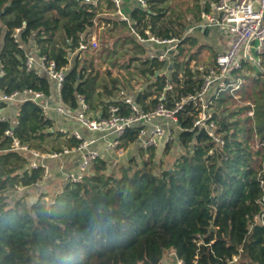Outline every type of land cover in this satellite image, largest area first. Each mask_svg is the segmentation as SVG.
Masks as SVG:
<instances>
[{"label": "trees", "instance_id": "16d2710c", "mask_svg": "<svg viewBox=\"0 0 264 264\" xmlns=\"http://www.w3.org/2000/svg\"><path fill=\"white\" fill-rule=\"evenodd\" d=\"M146 2V10L136 1L131 11L141 32L148 27L144 17L154 18L153 12L160 11L158 0ZM89 8L82 0H0V90L30 89L46 97L54 92L47 76L38 77L23 66L25 50L35 47L66 67L62 104L73 109L78 93L90 105L98 94L113 95L118 80L111 78L108 86L92 73L104 60L102 51L113 53L116 45L129 40L141 43L127 27L116 28V18L104 17L109 25L100 47L78 50L94 30ZM150 25L156 35H176ZM17 27H22L23 48L11 37ZM126 28L129 35L118 44ZM190 37L183 42L194 45ZM146 49L138 53V68L154 77L167 62L147 61ZM182 52L181 47L180 53H170L173 67L184 61L182 75L174 68L166 75L175 91L193 92L201 80L187 67ZM256 73L241 76L239 87L233 93L222 91L213 106L222 143H213L205 129L193 128V116L187 114L180 117L182 129L174 143L151 148L148 160H138L134 126L121 138L124 148L130 146L126 164L108 168L102 156L82 182L63 184L52 196L37 191L59 177L61 164L68 167V156L45 160L49 174L43 178L41 166L26 167L34 159L31 154L10 149L12 138L4 130L11 129L20 143L41 152L71 147L75 140L49 132L54 121L43 119L41 106L21 101L17 124L0 121V264H226L233 255L238 259L232 264H264V68ZM155 85L150 93L132 88L129 93L146 108L144 99L163 85L159 76ZM249 110L252 115L246 114ZM177 148L180 152L171 162L159 159V154ZM156 152L158 158L151 156Z\"/></svg>", "mask_w": 264, "mask_h": 264}, {"label": "built area", "instance_id": "2783aa9c", "mask_svg": "<svg viewBox=\"0 0 264 264\" xmlns=\"http://www.w3.org/2000/svg\"><path fill=\"white\" fill-rule=\"evenodd\" d=\"M82 1L94 11V30L86 42L79 43L78 50H85L88 45L96 48L100 40V30L109 25V22L104 21V17H116L118 21L127 23L129 31L139 43H150L158 47L147 54L148 60L166 63L168 54L179 53L180 38L158 36L145 28L141 32L123 14L121 0H110L111 12L102 9L104 4L107 6L104 0ZM136 1L143 10H146V0ZM215 8V15L203 13L201 19L204 23L201 21L205 26L222 28L228 38V48L216 53L212 65L197 66L201 82L193 92L175 91L172 79L156 70L158 72L156 76L162 78L163 85L158 92L144 99L146 108L140 106L129 91L118 89L116 98L95 107L90 105L85 95L78 93L75 107L71 109L60 100L66 67L58 66L55 60L48 58L46 54L38 53L35 47L25 50L22 60L25 70L33 71L38 77L47 76L53 82L58 99L53 105H49L48 97L42 91L23 89L6 93L0 90V121L17 124L18 113L9 120L3 115L5 106L15 101L29 99L41 106L43 119L54 121L49 132L62 138L73 139L75 144L71 147L65 145L60 150L41 152L20 143L8 128L4 130V134L12 138L10 149L31 154L34 159L26 167L36 169L41 166L43 178H47L49 174L45 160H62V157L68 156V167L60 165L62 182L76 184L82 182L89 174L92 164L102 156L108 161L106 164L108 168L123 163L128 148L121 145V138L134 126L137 127L135 142L138 152H142V160L150 158L149 149H157L161 144L175 142L177 130L182 129L180 117L187 114L193 116V128L205 129L213 143H222L219 126L213 118V106L217 104L222 91L233 92L239 87L242 78L238 74L235 77L234 71L242 69L245 63L257 67L258 70L263 69L264 0H217ZM21 28L17 27L11 32V37L19 48H23L19 42ZM3 74V65L0 64V76ZM121 103L126 105L125 110ZM51 113L60 115L61 124L56 123ZM237 259L238 256L233 255L226 264L236 263ZM178 264H182V261L178 260Z\"/></svg>", "mask_w": 264, "mask_h": 264}, {"label": "crops", "instance_id": "0c3cea01", "mask_svg": "<svg viewBox=\"0 0 264 264\" xmlns=\"http://www.w3.org/2000/svg\"><path fill=\"white\" fill-rule=\"evenodd\" d=\"M189 1H191V3L193 2V6H195V13L193 14V17L189 16L186 18V15L183 16V13H181V12L184 10L177 8L173 4L172 0H169V1L168 0H162V1L158 0L156 8H158L160 11H158L157 13L153 12V15H155L154 18H150L149 16H145L143 22L148 25V27H146L145 29H148L149 31H150V27H151L150 24L153 22V23H155V26H161L162 28H167V30L170 33H172V34L175 33L176 35H171V36H175V37L181 39L180 48L183 47L182 42L186 36H191L192 38H194V42H196L194 45L192 44L194 47L191 49H188L185 52L183 58L186 61L187 67L191 71H194L196 69L195 72L197 74V77L200 79L201 75H200V72L197 70V66H199V65H205V66L212 65L214 58L216 56V53L220 52V51H225L228 48L227 47L228 46V38H227V35L224 32V30L222 28H218V27H211V26L208 27V26L204 25V27L206 28L205 31L197 30V28L195 30L196 25H200V24L203 25L202 24L203 20L201 19L202 18L201 15L203 13H210V14L215 15V13H216L215 3L217 0H189ZM172 4L174 5V7ZM137 6L138 5H137L135 0H121L120 1L121 10H122L123 14L129 19L131 24L132 23L135 24V22L131 16V11L134 8H136ZM110 7L111 6H108V5L106 6L104 4L102 9H106V10H108V12H111L112 9ZM147 8H148V5L146 4V9ZM170 8L175 11V17H177L178 20L176 18L172 19L173 16L171 14ZM114 18H116V17H114ZM186 20H188V21H186ZM116 21L119 22V24H117L116 28H118V27H121V29L125 28V27L128 28L127 23L118 21V19ZM203 23H204V21H203ZM128 30H129V28H128ZM191 31H193L194 34L191 35V33H190ZM123 32L124 31H122L120 33L122 35H119L117 38L118 44H121L122 40L124 39L125 33H123ZM125 44H126V42H123V45H125ZM141 44L143 45L144 49H145V46H147V49L145 51L146 55L150 51H154V50L158 49V47H155L154 44H150V43H141ZM207 45H208V47L211 48V52L208 54L203 51V47L207 46ZM179 53H180V51H179ZM170 56H171L170 54L167 56V67L165 69L166 71L165 70H159V72H161V73L165 74V76H167L166 74H168V72H172V70H173L172 68H174V69H176L175 71L177 72L178 75L179 74L182 75V72L184 71L183 67H181L180 69H178V66L173 67L171 60H170ZM207 57H210V60H208ZM179 65H180V63H179ZM146 66L149 67V66H151V64L146 65ZM250 66H252V65H250ZM252 68L255 71H258L257 67L252 66ZM263 68H264V66H263ZM152 78L154 79L152 81V84H153V87L155 88L156 87V85H155L156 84V75H154V77H152ZM161 80H162V78H161ZM52 84H53V82H52ZM53 89H54V85H53ZM117 91H118V88H117ZM100 92H101V90H100ZM143 93H145V91H143ZM116 96H117V94H116ZM96 97L102 98V97H106V95H104V94L99 95L98 94ZM106 98L109 99V97H106ZM57 99L58 98H57L56 92L54 90V92H52L48 96V100H49L48 104L53 105L57 101ZM102 99L97 100L95 98V100L97 102L96 104L100 105V104H104L105 102L108 101L107 100V101L102 102L101 101ZM19 103H21V101H15V102H12L10 104H7L5 106L4 111H3V115L12 120L16 116V114L18 113ZM51 115H52V117L55 118L57 124H61V121L59 120L60 115H58L56 113H51ZM127 151H128V149L126 150V152ZM125 158H127V157L125 156Z\"/></svg>", "mask_w": 264, "mask_h": 264}, {"label": "rangeland", "instance_id": "374dc122", "mask_svg": "<svg viewBox=\"0 0 264 264\" xmlns=\"http://www.w3.org/2000/svg\"><path fill=\"white\" fill-rule=\"evenodd\" d=\"M172 1H173V4L177 8L184 10L181 12V13H183V16L186 15V18L189 16L193 17V14L195 13V6H193V2L191 3V1H189V0H172ZM174 5H173V7H174ZM170 11H171V14L173 16L172 19H175V18L177 19V17H175V11L172 10L171 8H170ZM186 21H188V20H186ZM107 27L108 26L105 25L102 29L100 28L101 29L99 32L100 33V39H101V36L103 37L102 32H104ZM123 33L129 35L127 28ZM190 33H191V35L194 34L193 31H191ZM127 40H129V38H127ZM100 42L101 41L99 40V44H98L99 47H100ZM125 42H126L125 45H122V44L116 45L113 53L108 54L109 52L107 50H103L101 54H102V57H104V60L101 62L100 66L93 68L92 73L97 74L98 80L99 79H105L108 86H111V82H112L111 78H116L118 80V85H117L118 89H123L125 91H129L130 88H132L136 92L137 91H139V92L140 91H142V92L146 91L147 93L152 92L154 89H156V87L154 88L153 84H152V81L154 79L147 72H146V74L142 75L140 73V69L138 68V66L142 64V58H141L140 54H138V53H140V50L143 49V45L137 44L133 40L132 41L129 40V41H125ZM193 47L194 46L192 45L190 40H188L186 42L184 41L183 47H182V49H183L182 57L184 56L185 52L188 49H191ZM203 51L208 54L211 52V48L208 47V45L204 46ZM137 54L139 55V57H138V59H135V56ZM111 56H112V58H111ZM207 59L210 60V57H207ZM147 61H151V60H147ZM183 62H182V64L180 63V65H178V69L183 67ZM149 64L150 63H148V65ZM108 71H109V74H108ZM256 72L257 71H255L252 68V66L249 65V63H245L242 69L236 70V73L239 76H249V75L255 74ZM179 76H181V74H179ZM117 92L113 95H109V99H107L106 97H102L103 99L100 97H96V99L97 100L102 99L101 100L102 102L107 101V100L110 101V100L116 98ZM91 101H92V105H91L92 107H95L96 105H98V104H96L97 102H96L95 98H93ZM246 114L252 115V111L249 110ZM179 152H180V149L177 148L176 150L173 149L172 151L168 152L165 155H163V153H161V154H159V156H160L159 159L163 162H171L173 159H175L178 156ZM136 156H137L138 160H140V158H142V156H143L142 152H138V150H137ZM151 156L158 158L157 152ZM126 157H127V155H126ZM126 161H127V159L124 160L123 163L122 162L117 163L116 167L121 165V164H126L125 163ZM93 165L94 164H92V166L90 167L89 173L91 172ZM62 181H63L62 176L59 173V177L56 178L55 180L51 181L50 184L47 183L45 186L40 187L37 191V195L38 194H44V195L47 194L49 196H52V195L58 194L61 191L62 186H63ZM43 197L47 198L46 196H43ZM168 259L169 258L166 256L165 261H168Z\"/></svg>", "mask_w": 264, "mask_h": 264}, {"label": "water", "instance_id": "95a60500", "mask_svg": "<svg viewBox=\"0 0 264 264\" xmlns=\"http://www.w3.org/2000/svg\"><path fill=\"white\" fill-rule=\"evenodd\" d=\"M196 28H197V30H200V31H205L206 30V28L204 27V25H196V27H195V30H196ZM157 71L155 72V75H157Z\"/></svg>", "mask_w": 264, "mask_h": 264}]
</instances>
